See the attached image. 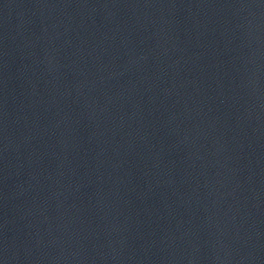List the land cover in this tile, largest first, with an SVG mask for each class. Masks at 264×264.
Listing matches in <instances>:
<instances>
[{
  "label": "water",
  "instance_id": "1",
  "mask_svg": "<svg viewBox=\"0 0 264 264\" xmlns=\"http://www.w3.org/2000/svg\"><path fill=\"white\" fill-rule=\"evenodd\" d=\"M0 264H264V0H0Z\"/></svg>",
  "mask_w": 264,
  "mask_h": 264
}]
</instances>
